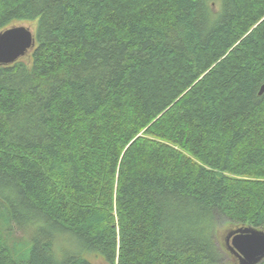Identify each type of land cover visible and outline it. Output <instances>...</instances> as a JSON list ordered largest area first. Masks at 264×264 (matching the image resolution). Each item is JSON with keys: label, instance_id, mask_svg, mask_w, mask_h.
Instances as JSON below:
<instances>
[{"label": "trees", "instance_id": "trees-1", "mask_svg": "<svg viewBox=\"0 0 264 264\" xmlns=\"http://www.w3.org/2000/svg\"><path fill=\"white\" fill-rule=\"evenodd\" d=\"M23 23L0 264H236L219 229H264V0H0Z\"/></svg>", "mask_w": 264, "mask_h": 264}, {"label": "water", "instance_id": "water-1", "mask_svg": "<svg viewBox=\"0 0 264 264\" xmlns=\"http://www.w3.org/2000/svg\"><path fill=\"white\" fill-rule=\"evenodd\" d=\"M24 24L11 25L0 31V65L23 58L35 44L34 33ZM264 91V84L259 94ZM226 248L237 264H259L264 260V229L248 225L229 227L223 237Z\"/></svg>", "mask_w": 264, "mask_h": 264}, {"label": "rangeland", "instance_id": "rangeland-1", "mask_svg": "<svg viewBox=\"0 0 264 264\" xmlns=\"http://www.w3.org/2000/svg\"><path fill=\"white\" fill-rule=\"evenodd\" d=\"M24 25H26V26H29L31 29H32V31H33V28H32V26L30 25V24H28V23H23ZM227 228L228 227H226L225 228V226L223 227V228H221V229H219V239H220V241L221 242H223L224 243V245H225V241H224V236H225V233H226V230H227ZM231 228V227H230ZM63 244H65V246L67 247V248H70L71 246L67 243V242H65V243H63ZM89 257H90V260L94 263V264H105L102 260H100L98 257H96L95 255H93V254H91V255H89ZM236 262V261H235ZM236 264H237V262H236Z\"/></svg>", "mask_w": 264, "mask_h": 264}]
</instances>
